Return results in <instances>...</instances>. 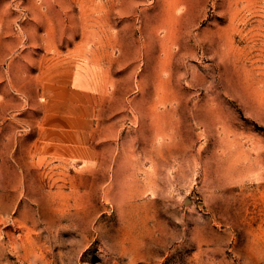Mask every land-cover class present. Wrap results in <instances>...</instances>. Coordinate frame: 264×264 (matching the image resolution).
Returning <instances> with one entry per match:
<instances>
[{
    "label": "rangeland",
    "instance_id": "374dc122",
    "mask_svg": "<svg viewBox=\"0 0 264 264\" xmlns=\"http://www.w3.org/2000/svg\"><path fill=\"white\" fill-rule=\"evenodd\" d=\"M75 45L95 152L41 159ZM0 264H264V0H0Z\"/></svg>",
    "mask_w": 264,
    "mask_h": 264
},
{
    "label": "crops",
    "instance_id": "0c3cea01",
    "mask_svg": "<svg viewBox=\"0 0 264 264\" xmlns=\"http://www.w3.org/2000/svg\"><path fill=\"white\" fill-rule=\"evenodd\" d=\"M78 45L63 54L50 48L37 60L35 78L42 96V114L33 146L38 158L83 161L88 155L92 158L95 152L93 138L99 122V106L95 104L93 87L77 82L82 77L91 78L82 71ZM60 68L66 69L65 76L59 73Z\"/></svg>",
    "mask_w": 264,
    "mask_h": 264
}]
</instances>
